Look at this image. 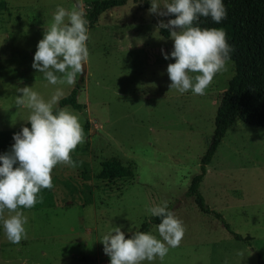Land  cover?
Masks as SVG:
<instances>
[{
    "label": "rangeland",
    "instance_id": "374dc122",
    "mask_svg": "<svg viewBox=\"0 0 264 264\" xmlns=\"http://www.w3.org/2000/svg\"><path fill=\"white\" fill-rule=\"evenodd\" d=\"M145 1L108 8L88 27L89 58L73 85L48 84L31 63L57 7L71 10L75 0H5L0 9V153L10 151L13 133L27 122L29 110L15 105L18 88L32 87L47 100L57 87L65 96L78 83L84 106L62 107L79 117L84 140L70 153L73 166H54L53 187L37 194L39 202L17 209L27 217L25 238L12 244L0 226V264H109L101 237L116 226L134 232L151 217L147 208L162 202L184 235L163 259L143 264H263L264 127L235 119L199 184L206 205L250 236L236 239L186 195L234 63L226 61L204 95L169 88L166 67L174 58L165 60L161 49L171 51L173 41L158 22L171 18L150 13ZM158 2L163 11L164 0ZM105 161L122 175L97 177ZM148 232L160 239L156 224Z\"/></svg>",
    "mask_w": 264,
    "mask_h": 264
},
{
    "label": "clouds",
    "instance_id": "9594fccd",
    "mask_svg": "<svg viewBox=\"0 0 264 264\" xmlns=\"http://www.w3.org/2000/svg\"><path fill=\"white\" fill-rule=\"evenodd\" d=\"M82 4L83 0H75L71 10L58 6L50 27L36 44L31 67L42 73L48 84L73 85L76 74L82 72V65L88 61V20ZM160 6L158 0H151L148 11L160 16L174 15L167 23L158 22V28L168 29L173 41L171 51L165 53L161 49L165 60L174 58L166 67L169 88L180 94L191 90L194 95H204L214 75L224 69L233 49L222 28H201L194 22L209 17L219 24L227 16L224 2L164 0L163 11H159ZM17 92L15 105L29 110L26 121L30 127L22 126L13 133L10 151L0 153V226L12 244H19L26 236L27 217L17 209H30L39 202L37 194L53 187L54 166H73L70 153L84 140L79 117L67 108L57 107L63 96L61 88L57 87L47 100L32 87L18 88ZM5 210L14 214L5 217ZM147 211L160 219L156 225L160 239L140 231L125 238V231L116 226L100 239L109 264L152 262L163 259L169 248L179 246L184 227L167 208V202Z\"/></svg>",
    "mask_w": 264,
    "mask_h": 264
},
{
    "label": "trees",
    "instance_id": "16d2710c",
    "mask_svg": "<svg viewBox=\"0 0 264 264\" xmlns=\"http://www.w3.org/2000/svg\"><path fill=\"white\" fill-rule=\"evenodd\" d=\"M127 0H92L84 7L86 10L87 27H92L99 15L106 9L122 5ZM227 16L219 24L209 17H200L194 22L201 28H222L226 39L232 46L230 60L234 63V73L229 78L227 87L221 93L214 119V130L208 147L200 158L199 172L194 175L186 190L187 196H192L201 211L212 213L220 219L222 225L236 238L249 240L233 231L223 220L221 214L209 208L199 191V184L206 173V165L210 162L228 127L235 119L247 124L264 127V0H223ZM150 7L149 1L141 4ZM5 0H0V9H6ZM174 18V15H170ZM168 36V29L162 30ZM83 77L80 81H83ZM81 86L77 83L70 92L63 96L57 107L70 106L81 110L84 106L78 101L77 95ZM24 126L30 127L28 122ZM121 170L111 167L108 161L103 162V168L96 174L99 178L112 179L122 175ZM44 190V189H42ZM169 209V208H168ZM171 211V209H169ZM172 212V211H171ZM158 217H150L141 222L135 231L148 232L152 225L158 224ZM132 233V232H131ZM126 234L125 238L131 235ZM264 264V259H260Z\"/></svg>",
    "mask_w": 264,
    "mask_h": 264
},
{
    "label": "water",
    "instance_id": "95a60500",
    "mask_svg": "<svg viewBox=\"0 0 264 264\" xmlns=\"http://www.w3.org/2000/svg\"><path fill=\"white\" fill-rule=\"evenodd\" d=\"M84 68H85L84 65H82V72L84 71Z\"/></svg>",
    "mask_w": 264,
    "mask_h": 264
}]
</instances>
